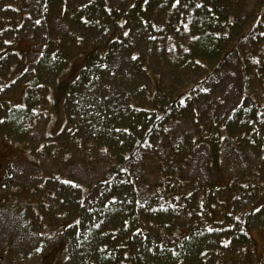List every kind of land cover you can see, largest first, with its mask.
Wrapping results in <instances>:
<instances>
[{
    "label": "rangeland",
    "instance_id": "374dc122",
    "mask_svg": "<svg viewBox=\"0 0 264 264\" xmlns=\"http://www.w3.org/2000/svg\"><path fill=\"white\" fill-rule=\"evenodd\" d=\"M87 1L54 0L43 7L44 0H0V264H68V255L70 263L79 264L85 252L93 253L94 259L99 258L104 245H125L127 236L124 233H118L116 236L119 237L109 242V232L115 227H122L113 220L119 222L121 218H129L128 222H132V229L136 232L132 247L137 251L145 241L139 231L144 236H150L152 241H160L162 248L172 247L179 239L189 236L190 223L199 225V231L204 235L207 213L201 210V206L198 207L202 196L209 208L210 225L224 223L226 216L245 211L253 203L256 207L264 206L262 194L256 201L254 190L249 187L242 189L238 185L244 183L243 177L249 176L259 184L255 173L264 182L263 154L257 148H237L225 142L221 155L222 172L218 174L207 161L208 149L203 141L200 138L191 141L199 133L200 126L203 133L208 132L205 124L213 132L220 127V121L234 114L243 123L240 125H249L253 108L247 99L253 96L245 89L248 86L246 67L242 61L238 62L239 56L235 54L228 61V66L222 67L194 93V104L199 115L195 116L191 108L183 109V114L172 120L164 133L153 140L151 154H147L151 160L140 162L133 168L131 175L135 178L136 186L130 183L129 187L125 185L124 190L120 184L116 189L112 183L98 186L105 174L118 164L116 157L92 148L91 141L85 144L81 134L75 138L68 133L66 129L69 123L68 120V124L65 123L64 109L65 94L86 68L89 53L94 50L108 52L110 44L118 48L115 54L121 48L129 49L135 56L140 55L150 67L154 64V68L149 69L148 78H141L136 67L125 66L121 84L119 82L117 86V95L127 98L125 107L148 111H151V106L154 108V103L151 106L145 104L148 103L145 97H152L155 101L160 94V85L163 87L169 83V89L178 87L180 84L176 78L182 79L183 75V79L188 81L205 78L218 62L210 65L212 62L206 60L209 57L205 53L203 57L191 61L200 66L198 70L178 71L177 77L173 78L172 72L169 73L167 69L168 59L151 60V29L143 27L137 17L144 24L155 23L152 24L155 32H162L165 27L175 30L173 27L178 16L183 24L188 25L183 5L179 7L174 4L180 8L178 13L171 9L163 10L168 7L164 1L169 0H161L163 4L158 7L150 0H98L107 3L109 15H116L119 19L112 25L105 22L100 14L101 18L91 23L93 12L84 7ZM95 1L91 0L92 3ZM206 1L197 0V5ZM241 2L246 11L243 20L260 9L262 0ZM122 39L124 44L118 43L120 48L117 42ZM231 45L228 48L238 50ZM157 46L169 58L170 48L165 42ZM179 51L188 52L187 48ZM126 61L125 58L124 65ZM171 79H175V85ZM253 90L255 95L260 94L256 88ZM241 98L246 100L243 111L239 112L241 105L232 112ZM254 106L257 107V104ZM20 117V128H17L15 124ZM132 124L135 126L134 133L139 136L140 124ZM263 125H255L253 120L252 133L264 129ZM133 141L132 136H126V141L121 143L127 146ZM188 153L191 160L181 165L182 169L176 177L175 168L188 159L184 158ZM154 154L158 155L155 159ZM169 165L173 166L175 176L170 179L172 187L164 189L160 182L170 170ZM8 166L12 174L7 179ZM57 177L67 183L55 195L57 189L53 187L57 186L54 181ZM68 181L79 186L78 189L68 185L71 184ZM117 181L122 182V178ZM90 190L92 194L87 196ZM174 192L175 196L183 193L180 207L164 202L169 201ZM164 193L167 194L163 196ZM111 195L117 201L106 211V207L111 205ZM70 201L77 204L73 206ZM80 202L85 203L88 216L94 220L93 224L90 221V227L85 226V218L76 219ZM111 213L117 216L113 218ZM263 217L264 210L254 218L250 233L254 242V260L258 263H264ZM62 221L68 226L65 233L61 231ZM54 230L58 231L57 239H54ZM223 237V233H216L212 237L214 246L209 252L205 251L211 255V260L201 264H236L233 259L240 256L241 245L226 243L223 248L218 242ZM72 238H76L77 244H71ZM206 242H202L200 247ZM209 242L206 244L209 245ZM133 252L131 249L130 253ZM148 254L147 251L142 253L144 264H151ZM124 256V251L118 250L112 260L106 256L103 258L107 263L116 264Z\"/></svg>",
    "mask_w": 264,
    "mask_h": 264
},
{
    "label": "trees",
    "instance_id": "16d2710c",
    "mask_svg": "<svg viewBox=\"0 0 264 264\" xmlns=\"http://www.w3.org/2000/svg\"><path fill=\"white\" fill-rule=\"evenodd\" d=\"M52 1L54 0H44L42 6L45 7L46 4L49 5ZM156 1H158V4H155ZM150 2H153L155 7L163 4V1L161 0H150ZM164 2L168 4V7L163 10L171 9L178 13H180V8L177 6L181 7L183 5L186 10L184 17L187 20L188 25L186 26V24H183L184 22L178 16L176 24L173 27L175 30H168L165 27V29H162V32H155L153 28L155 23H152L153 25L149 23L144 24L140 18L137 17L143 27L145 26L151 29V60L157 58L168 59L169 66L167 69H169V73L172 72L171 76H173V78L177 77L176 73L178 71H184L187 69L189 71L198 70L200 66L191 61L193 58L203 57V54L205 53H207V56L209 57L206 58V60L212 62L210 65H216L217 62L218 64L215 67H212V71L207 73L205 78L198 77L188 81L183 79L185 76L183 75L182 79L176 78L180 84L178 87L169 89V83L163 87L160 85V94L155 101L152 97L151 99L145 97L148 102L145 104L151 106V103H154L155 109L151 106V111H148L133 109L129 106L125 107L124 104L127 98L122 97L121 94L120 96L117 95V86L119 82L121 84V78L125 66L130 68L136 67L141 73V78H145V76L148 78V73L150 72L149 69L151 67L154 68V64H151L150 67L142 61L140 55L135 56L133 51L130 52V50L126 48V50L122 49L119 44H124L123 39L117 42L118 47L121 48L118 54H115L118 48L113 45L111 46L110 44H108L110 47L108 52L106 50H94L89 53L86 68L82 71L79 79L70 87L66 94L65 110L69 123L67 129L68 133H71L75 138L81 134L84 137L83 140L85 144H87L88 141H91L93 144L92 148H98L100 153L109 152L110 155L112 153L116 157L118 164L113 167L108 174H105L104 179L98 184V186L102 184L111 185L112 183L116 189L117 184H120L123 188L122 190L126 188L125 185L129 187L130 183H133V185L136 186L135 178L131 175L133 168L140 162L151 160V157H148L147 154H151V144L153 140L164 133V130L172 120L183 114V109L191 108V111L195 116L199 115L194 104V93L201 89L204 82H207L212 76L219 73L222 67L228 66L227 63L233 57V54L239 56L238 62L239 60L240 62L242 61V64L246 67V83L248 86L245 87V89L253 96L252 99L248 98L247 100L252 105L253 110L250 107L249 108L252 111V115L254 113V117L252 118L251 115L249 125L246 126L240 125L243 123H240L234 114L232 117H229V119L220 121V127L213 132H211L209 126L205 124L208 132L203 133V129L200 126L199 133L191 141L193 142L197 138H200L203 141L204 146L208 149L207 161H209V165L218 174L222 172L221 155L224 152L223 148L225 142H228L230 145L237 148L255 147L263 154L262 159L264 160V129L257 133H252L251 131L253 120H255V125L264 124V0H262L260 9L254 12L252 17L243 18V20L242 16L246 15V11L244 10L241 0H207L206 2H201L199 5H197V0H169L168 2ZM85 4V10L93 12L91 23H95L100 15L108 24L111 23L112 25H115L117 20H119L116 15H109L111 13H109L107 9V3H100L98 0H96L95 3H92L91 0H88ZM174 6H176V8L173 10L172 8ZM147 8H149V3ZM94 9L98 12H95ZM213 16L215 18H212ZM42 17H44V15H42ZM185 27L187 28L186 30H184ZM162 34H165L166 37ZM171 34L173 35L172 37H170ZM126 36H124V38H126ZM163 42H165L166 46L170 48L169 58L164 55L165 51H161L157 46L158 43ZM231 44L238 50H232L231 47L228 48ZM181 48H187L188 52H180L179 50ZM184 56L188 58H185L184 60ZM125 58L127 61L124 65L123 60ZM155 64L159 65V63ZM240 73L242 76L241 66ZM171 82L175 85V79H171ZM163 88L167 92H165ZM254 88H256L260 94L257 93L255 95ZM172 91L179 92L173 93ZM118 100L120 101L119 103ZM245 101L246 100H243L242 98L239 99L235 107L232 109V112L239 106H243ZM79 102H83L84 104L80 105ZM253 103L257 104V107H255ZM242 106V109L239 110V112L243 111L244 106ZM132 114L135 116L132 117ZM21 119L22 117H20L15 124L17 128H20L19 123ZM134 122L140 124V129L138 131L139 136L134 133L135 126L132 124ZM113 123L114 126H111ZM254 130L255 132L257 131L256 128H254ZM222 131L224 132L223 134H221ZM126 136H132L134 138L131 145L129 144L125 146L126 144H122L126 141ZM193 145L196 146L195 143H193ZM170 154L171 153L168 155ZM155 156L158 155L154 154V159ZM184 158L188 159L184 160L175 168L176 177L182 169L181 165L190 162V153L184 156ZM169 168L170 170L167 171L166 176L163 177L160 182L161 187L164 189L172 187L170 185V179L175 176L172 170L173 166L170 167L169 165ZM255 176L257 177L255 179L259 181V184L254 181L253 177L249 176V178L243 177L242 179L244 183L238 185L242 189L249 187V189L254 190V198L258 201L257 197H259V195L262 194L264 196V182L260 180L256 173ZM121 178L122 182L117 181L121 180ZM55 180L56 182H59V186L61 187V182L63 181L58 179V177ZM72 185L74 187V184ZM78 187L79 186L75 185L74 189L76 190ZM88 193L87 196H90L92 191L90 190ZM166 194L167 193H164L163 196ZM175 195L176 193L174 192L169 201L165 200L164 202L173 204L176 207L179 205L181 206L182 198H180V196H182L183 193L178 196ZM110 197L109 202L111 205L107 206L104 204V206H107L106 211H109L111 206L117 201L115 196L111 195ZM70 204L74 206L77 203L75 201H70ZM100 204L102 203L100 202ZM200 206L202 207L201 210L207 213V218L205 220L207 229L204 232V235L199 231V225L190 223V226L188 227L190 231L187 238L184 236L182 239H179L174 246L165 248L163 245L164 248H162L159 244L160 241H152L150 236H144L142 232L139 231V234L145 241L143 242L144 245L142 244L143 246L141 245L137 251V249L132 247V238L136 233L134 232L135 229H132V222H128L129 218H125V220L124 218H121L119 222L113 220L114 223H119L122 227H115V230L109 232V242H113L111 241L112 239L116 240L119 237L116 236L118 233H124L127 236L124 242L125 245L122 246L121 244H116L113 247L111 244H106L102 247L103 249H101V251H103L102 254L96 259H94L93 253L85 252L84 255L87 254V256L83 255L84 259L81 260L79 264H110L105 261L103 256L112 260V258L118 254V250L124 251L125 256L116 264H144L142 261V253H144V251L149 253L148 256L151 264L206 263L211 255L207 254L205 251L209 252L210 248L214 246L212 244L214 242L212 237L215 236L216 233L219 235L223 233V239L218 241L220 243L219 246L222 245L221 247L223 248L226 243L231 245H241L239 250L240 256H235L233 259L236 264H264L263 262L258 263L257 260H254V242L250 234L251 229L254 227V218L260 211L264 210V206L256 207V204L253 203L251 207L245 211L236 214L233 212L231 215L226 216L225 222L220 225L215 223L210 225L208 223L211 221V218L208 213L209 208L207 209L206 199L203 196L198 207ZM77 211L78 213L76 215L78 218L76 217V219L80 220L81 218H85L86 227H90V221H92V224L94 223V220L90 219V215L88 216L84 202L79 203ZM111 216H114L113 218H115L117 215L111 213ZM74 220L75 219H73V222ZM262 220L264 222V217ZM123 221L126 223L125 225H123ZM174 225L175 223H173V226ZM216 226L219 227L217 228ZM60 227H62L61 231L64 233L68 230L65 221H62ZM56 231L57 230H54V237L58 236V231ZM125 235H122L123 238H125ZM208 240L210 241L209 245H207ZM202 242H206L207 244L204 243L205 245L200 247ZM72 243L77 244L76 238H72L71 244ZM208 246L209 248H207ZM131 249L134 250L133 253H130ZM69 260L70 255L67 257V263L72 264Z\"/></svg>",
    "mask_w": 264,
    "mask_h": 264
},
{
    "label": "flooded vegetation",
    "instance_id": "af4514ba",
    "mask_svg": "<svg viewBox=\"0 0 264 264\" xmlns=\"http://www.w3.org/2000/svg\"><path fill=\"white\" fill-rule=\"evenodd\" d=\"M0 183H1V182H0ZM41 245L43 246V243H41ZM38 251H39L40 253L42 252V250H41V249H39Z\"/></svg>",
    "mask_w": 264,
    "mask_h": 264
},
{
    "label": "snow or ice",
    "instance_id": "6c2138e0",
    "mask_svg": "<svg viewBox=\"0 0 264 264\" xmlns=\"http://www.w3.org/2000/svg\"><path fill=\"white\" fill-rule=\"evenodd\" d=\"M68 183H71V181H68Z\"/></svg>",
    "mask_w": 264,
    "mask_h": 264
}]
</instances>
